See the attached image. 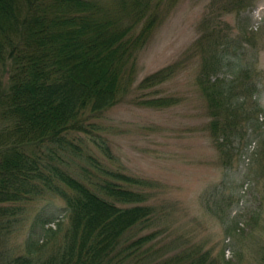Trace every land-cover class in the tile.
<instances>
[{
	"label": "trees",
	"instance_id": "obj_1",
	"mask_svg": "<svg viewBox=\"0 0 264 264\" xmlns=\"http://www.w3.org/2000/svg\"><path fill=\"white\" fill-rule=\"evenodd\" d=\"M3 1L0 264H214L207 253L156 258L149 243L155 232L144 233L156 215L162 216L148 188L154 182L104 165L83 142L88 134L102 136L101 119L127 100L123 96L133 89L139 52L162 21L164 0ZM256 2L208 0L192 44L201 57L197 83L207 104L208 129L226 165L249 130L252 139L245 146L264 124L259 119L264 74L254 35L240 22ZM89 69L97 75L80 82L75 72ZM173 74L167 65L145 76L135 101L156 109L177 104L174 96L140 93ZM94 143L109 150L103 139ZM53 198L64 202L61 211L52 206ZM214 205V213L225 209L229 197L222 194ZM35 206L26 253L12 255L10 238ZM62 216L68 218L64 230L58 223ZM54 223L59 227H50ZM36 234L50 238L48 245H39Z\"/></svg>",
	"mask_w": 264,
	"mask_h": 264
},
{
	"label": "rangeland",
	"instance_id": "obj_2",
	"mask_svg": "<svg viewBox=\"0 0 264 264\" xmlns=\"http://www.w3.org/2000/svg\"><path fill=\"white\" fill-rule=\"evenodd\" d=\"M171 2L163 1L162 21L139 52L133 89L123 96L127 100L110 108L101 119L105 129L98 132L102 136L88 134L83 142L104 165L154 182L148 188L157 214L162 216L156 215L144 233L155 232L149 243L157 250L156 258L207 253L214 264H263L264 124L258 137L245 146L252 139L249 130L237 144L231 165H226L210 136L207 104L197 83L201 57L192 49L208 0H177L169 5ZM5 3L0 0L2 7ZM230 20L236 23V18ZM240 22L254 35L255 56L264 74V0H257ZM247 57H253L252 48ZM167 65L174 67L173 76L140 93L174 96L177 104L156 109L137 103L138 82ZM96 72L81 70L75 75L85 83ZM261 88L259 119L264 123V80ZM94 139L107 141L109 150L96 147ZM222 194L229 197V205L214 213L215 199ZM52 201L61 211L64 202L60 198ZM38 206L10 238L7 248L12 255L26 253ZM58 223L64 230L68 218L62 216ZM58 223L50 227L56 229ZM44 234H36L35 239L47 246L51 239ZM132 234L138 236V229Z\"/></svg>",
	"mask_w": 264,
	"mask_h": 264
}]
</instances>
